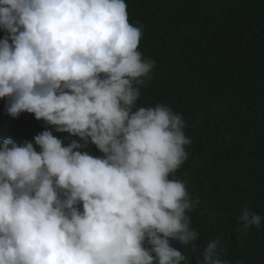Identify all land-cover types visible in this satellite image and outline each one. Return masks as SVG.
I'll return each instance as SVG.
<instances>
[{
    "label": "clouds",
    "instance_id": "1",
    "mask_svg": "<svg viewBox=\"0 0 264 264\" xmlns=\"http://www.w3.org/2000/svg\"><path fill=\"white\" fill-rule=\"evenodd\" d=\"M0 30L7 113L79 138L0 144V264H193L173 242L195 264H230L223 234L201 250L189 215L200 198L171 178L193 143L184 116L137 106L156 61L125 0H0ZM262 221L243 206L235 230Z\"/></svg>",
    "mask_w": 264,
    "mask_h": 264
},
{
    "label": "trees",
    "instance_id": "2",
    "mask_svg": "<svg viewBox=\"0 0 264 264\" xmlns=\"http://www.w3.org/2000/svg\"><path fill=\"white\" fill-rule=\"evenodd\" d=\"M129 22L142 25L138 49L156 61L137 106L166 104L182 114L188 159L171 177L187 182L200 204L189 213L201 250L223 234L222 259L264 264V221L241 236V209L264 217V0H125ZM0 30V39L4 37ZM0 98V144L45 130L66 146L72 137L34 114L11 117ZM102 153L95 145L85 149ZM189 260L191 246L173 242Z\"/></svg>",
    "mask_w": 264,
    "mask_h": 264
}]
</instances>
